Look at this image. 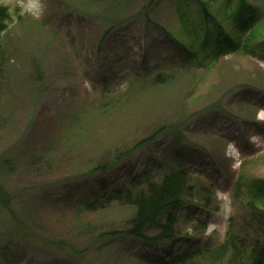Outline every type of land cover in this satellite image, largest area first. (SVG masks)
<instances>
[{
	"label": "rangeland",
	"instance_id": "obj_1",
	"mask_svg": "<svg viewBox=\"0 0 264 264\" xmlns=\"http://www.w3.org/2000/svg\"><path fill=\"white\" fill-rule=\"evenodd\" d=\"M202 1L208 20L195 0H0V162L29 227L0 264H146L225 243L245 260L191 264H264L250 205L264 200V0ZM241 25L257 27L254 53L184 64V44ZM179 165L195 187L175 238L124 235L133 209L115 200L87 209Z\"/></svg>",
	"mask_w": 264,
	"mask_h": 264
},
{
	"label": "trees",
	"instance_id": "obj_2",
	"mask_svg": "<svg viewBox=\"0 0 264 264\" xmlns=\"http://www.w3.org/2000/svg\"><path fill=\"white\" fill-rule=\"evenodd\" d=\"M195 1L201 8L202 13L207 17L206 20H208L211 11L206 3L202 0ZM242 2L245 1L242 0ZM9 16L7 7L0 5V20L4 22L10 18ZM236 18L237 15L235 14L231 17V20H235ZM258 24L261 25V22H258ZM258 24H256V26ZM256 28L257 27H251V29L247 31L245 27L241 25L237 30L238 37L236 40L234 37H230L228 40H218L216 38L209 43L210 34H207L206 37L203 38V44L200 46H189L188 44H184L181 59L184 61V64L193 62L197 64L207 61L205 58H216L217 56L222 57L236 53L246 54L249 49L254 53L255 49L248 44V40L253 38ZM222 34L224 35V33ZM216 35L218 36V34ZM248 35H250V37H248ZM2 85L3 72L2 67H0V101ZM9 165V161L5 159L0 162L1 251H5L9 248L8 242L10 237H16L21 234L26 236L29 229L25 215L24 218L21 216V208L18 205L17 197L16 195H12L11 186L3 177V173L5 172L7 176ZM193 176L191 172L179 165L171 168L169 172L165 173L159 179L146 181L142 186L135 187L134 185H130L129 187L113 189L111 192L104 189L97 194H93L86 202L87 209L92 212V210H94L93 207L99 205V202L106 198L109 199V201L115 200L133 209L132 217L128 221L129 227L123 231L124 235L134 236L147 241L175 238L177 236V212L185 205L186 198L193 194L195 187L192 180ZM255 197L264 199V192L255 194ZM258 203L262 206H259ZM250 205L253 206V214L262 221L264 226V200ZM148 229L158 231V235L153 239H149L146 235ZM200 250L202 249H188L175 255L166 254L162 258L155 260L142 257V261L146 264H191V262L198 257L199 259H211V261H213L215 258H218L216 256L217 253L222 251L226 252L225 256L227 258L230 257L229 260L231 262L235 259L241 261L242 256L244 258L243 260L247 257V255H245L246 253L241 255L240 246H237L235 243H225L218 246L217 250L219 252L212 248H208V246L204 247L203 251ZM207 254L208 257L205 258L204 255ZM220 256L223 257L224 255L222 254ZM258 256L261 257V253H258Z\"/></svg>",
	"mask_w": 264,
	"mask_h": 264
},
{
	"label": "bare ground",
	"instance_id": "obj_3",
	"mask_svg": "<svg viewBox=\"0 0 264 264\" xmlns=\"http://www.w3.org/2000/svg\"><path fill=\"white\" fill-rule=\"evenodd\" d=\"M264 117V116H263Z\"/></svg>",
	"mask_w": 264,
	"mask_h": 264
}]
</instances>
